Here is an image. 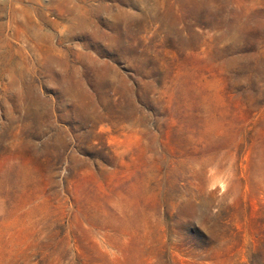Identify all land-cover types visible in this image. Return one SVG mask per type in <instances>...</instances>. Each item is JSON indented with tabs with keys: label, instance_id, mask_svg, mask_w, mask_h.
I'll use <instances>...</instances> for the list:
<instances>
[{
	"label": "rangeland",
	"instance_id": "rangeland-1",
	"mask_svg": "<svg viewBox=\"0 0 264 264\" xmlns=\"http://www.w3.org/2000/svg\"><path fill=\"white\" fill-rule=\"evenodd\" d=\"M0 264H264V0H0Z\"/></svg>",
	"mask_w": 264,
	"mask_h": 264
}]
</instances>
